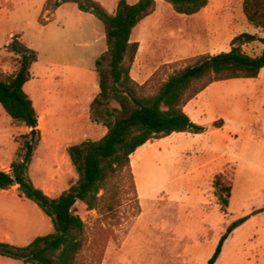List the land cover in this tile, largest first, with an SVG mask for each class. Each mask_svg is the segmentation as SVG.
Masks as SVG:
<instances>
[{
	"label": "rangeland",
	"instance_id": "obj_1",
	"mask_svg": "<svg viewBox=\"0 0 264 264\" xmlns=\"http://www.w3.org/2000/svg\"><path fill=\"white\" fill-rule=\"evenodd\" d=\"M98 1L113 13L120 0ZM45 3L0 0V79L20 67V55L10 44L18 35L38 57L24 87L40 111L42 132L29 174L37 186L58 196L78 177L68 146L99 139L106 130L101 113L92 115L88 98L99 85L96 61L107 43L104 25L95 15L74 2L43 13ZM157 8L132 34L140 43L135 76L144 68V53L154 51L145 66L151 79L148 93L173 71L192 64L208 44L207 31L176 13L166 0H157ZM221 42L223 51L229 50L228 36ZM245 50L255 53L253 46ZM201 105L208 106L206 113ZM188 110L206 127L204 133L157 140L133 153L138 200L126 182L114 217L80 212L90 235L86 262L207 264L228 228L251 216L255 219L229 234L215 264H264V68L257 79L219 82ZM216 116L227 121L221 129L213 127ZM29 131L0 104V169L11 166ZM224 169L233 178L228 213L221 210L212 187L213 176ZM51 231L50 217L16 186L0 188V242L24 246ZM0 264L29 263L0 255Z\"/></svg>",
	"mask_w": 264,
	"mask_h": 264
},
{
	"label": "trees",
	"instance_id": "obj_2",
	"mask_svg": "<svg viewBox=\"0 0 264 264\" xmlns=\"http://www.w3.org/2000/svg\"><path fill=\"white\" fill-rule=\"evenodd\" d=\"M166 1L176 13L193 15L210 0ZM68 2L95 15L105 28L107 50L96 61L99 92L90 109L92 115L101 113L107 131L99 139H85L68 146L78 177L60 195L51 196L33 182L29 170L42 132L39 113L24 86L31 79L30 69L38 57L35 50L15 35L10 44L20 55V67L16 73L0 79V104L18 126H26L30 131L17 148L10 171L0 169V188L17 185L21 195L50 217L53 231L37 236L24 246L0 242V255L29 264H95L83 258L90 235L80 212L96 210L103 217H114L123 203L126 182L138 200L132 154L148 141L175 132L204 133L206 127L191 119L184 109L186 104L214 82L256 78L264 68V48L259 55H250L242 48L256 40L264 45V38L243 32L233 37L230 50L194 57L192 64L173 71L155 92L148 93L151 79L141 84L131 74L140 47L132 34L143 19L156 11L157 0L136 3L120 0L113 13L98 0H47L44 10L55 11ZM243 10L248 21L264 31V0H244ZM47 21L40 18L43 24ZM112 101L116 102L115 106H111ZM224 124V119H218L213 127L221 128ZM212 186L221 210L228 213L232 177L226 171L219 172ZM250 217L245 216L228 228L207 264L216 263L229 234Z\"/></svg>",
	"mask_w": 264,
	"mask_h": 264
},
{
	"label": "crops",
	"instance_id": "obj_3",
	"mask_svg": "<svg viewBox=\"0 0 264 264\" xmlns=\"http://www.w3.org/2000/svg\"><path fill=\"white\" fill-rule=\"evenodd\" d=\"M7 1H10V0H7ZM243 1L244 0H210L208 5L205 8H203L200 12L193 14V15H184V16H187V18L189 20H191L194 25L196 23L195 26H201L202 29L207 31V33H208V44H207V49H206L205 53L217 54L219 52H222L224 49L223 48L224 43L222 44V42H221L222 37L228 36L229 45H230L233 37H235L236 35L241 34L243 32H247L250 34H257L259 37L264 38V31L261 30L260 28H257L256 26L252 25L248 21L246 15L244 13V10H243ZM44 7H45V5H44ZM45 12H47V11L44 10L43 13H45ZM157 12H158V8L153 14H151L149 16L155 15V14H157ZM148 17H146V18H148ZM145 19H143V20H145ZM193 24L190 25L189 28L193 29V27H192V26H194ZM132 39H133V35H132ZM251 46L254 47L255 53L247 52L250 55H259L264 48L263 43L260 42L259 40L244 44L242 46V48L246 52V50H245L246 47H251ZM230 49H231V47L229 48V50ZM226 51H228V49ZM153 52L154 51H152V50H148L146 53H144V55H145L144 60H143L144 68L142 70V73H140L138 76H135L134 75L135 74V68H136V65L138 63L139 54H140V48H139L138 54L136 56V60L134 62L133 68L131 70V74H132L133 78L136 79L141 84L146 82V80L149 77V75L145 74V72H146L145 69L147 67L146 61L150 58V55L153 54ZM260 74H259V76H260ZM259 76L256 78H252V79H257V78H259ZM230 80H232V79H230ZM223 81H225V80H223ZM219 82H222V81H217V82L210 84L205 90H203L200 94H198L195 98H193L192 100H190L186 104L184 109L194 122L195 121L199 122V120L195 114H192L191 112H189V110H188L189 104L193 100L197 99L198 96H201V94L203 92H205L209 88L219 84ZM98 92H99V85L96 84V87H95L93 94H91L88 98V103L91 104L92 100L95 98V96L98 94ZM36 109H37L38 113L40 114L39 109L38 108H36ZM200 109L202 112L206 113L208 106L206 107V105L205 106L201 105ZM89 113H90V111H89ZM218 118H219V116H216L215 120ZM225 123H227V121ZM221 128H217V129H221ZM106 131H107V128L104 131V134L106 133ZM179 134L182 136H188L189 134H191V132H175V133H172L171 135L164 137V138H161V139L150 140L146 144H144L143 146H145L149 143H153L154 141H157V140H163V139H166L168 137L178 136ZM133 157L134 156L132 154L131 164H132V167L134 169ZM138 159L139 158H137L136 161H138ZM10 169H11V167L9 166L7 168H3L2 170L10 171ZM224 171H226V169H224L223 171H220V172H224ZM218 173H216V174H218ZM215 175L212 178V182H213ZM232 181H233V178H232ZM15 186L18 190V186L17 185H15ZM46 193H48V192H46ZM48 194L50 195V193H48ZM251 219H255V218H249L248 220H246L244 222V224L247 223L248 221H250ZM222 252H223V250H222Z\"/></svg>",
	"mask_w": 264,
	"mask_h": 264
}]
</instances>
